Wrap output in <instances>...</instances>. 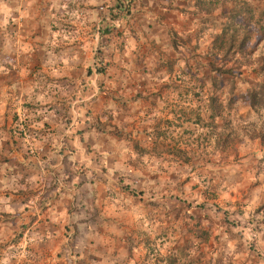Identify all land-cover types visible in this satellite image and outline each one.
<instances>
[{
	"label": "clouds",
	"instance_id": "obj_1",
	"mask_svg": "<svg viewBox=\"0 0 264 264\" xmlns=\"http://www.w3.org/2000/svg\"><path fill=\"white\" fill-rule=\"evenodd\" d=\"M114 2L51 0V8L45 13L48 0H0V54L6 56L0 59V75L9 74L6 63L17 68L19 74L10 89L0 90V154L7 155L4 141L8 135L2 130L6 111L19 116L16 127L25 133L23 138L16 137L21 142V153L14 155V162L5 164L0 159V264H46L45 254L50 249L54 253L65 252L67 264H166L176 256L178 228L169 222L165 211L166 198L176 185L168 187L165 179L172 173L182 179L183 174L177 171L179 165L170 164L163 153L154 154L151 147L142 146L143 154L137 155L125 130L138 125L153 133L172 106L191 111L206 105L193 102L191 96L181 100L178 95L169 94L152 97L153 107L145 110L130 92L121 93L119 98L102 94V86L107 90L116 87L115 80L97 72L102 63H109L113 53V46L99 43L101 29L106 24L121 26L110 18L109 9ZM231 5L224 19L234 23L246 37L240 41L246 50L256 49L252 53L255 60L264 49V0H231ZM53 25L57 30L53 31ZM38 27L46 33L41 50L44 70L33 81H27L19 57L34 51V42L27 36ZM125 37V51L117 63L123 65L127 58L129 64L124 67L130 71L134 47L138 45L131 33L126 31ZM137 39L144 42L143 34L138 32ZM156 40L160 42L159 38ZM98 51L104 55L96 58ZM13 54L15 61L10 58ZM89 67L93 70L91 77L87 75ZM176 68L177 73L185 68L183 59ZM116 76L123 86L124 77L119 72ZM152 79L166 84L170 77L164 73ZM237 104L243 101L238 98ZM256 109L264 114V103L257 104ZM233 115V123H240ZM110 120L120 121L111 134L99 129L98 121L107 124ZM242 123L259 130L264 118L252 114L245 116ZM141 135L150 145L152 137ZM119 136L125 139L117 147L113 137ZM157 155L159 164L152 167ZM196 157V171L190 172L193 181L216 192L220 207L229 213L224 217L212 209L217 234L226 232V226L221 224L224 220L239 225L231 229V236L222 237L227 241L228 256L236 260L245 257L255 244L257 253L264 257V211L258 212L264 202V168L214 182L212 177H218L220 172L216 154L200 150ZM209 158L212 163H208ZM146 171L159 173L162 179L151 180ZM122 187L143 190L144 203L121 193ZM185 191L191 200L202 202V197L191 193L190 187ZM239 193L246 197L239 205L243 215L232 201V194ZM153 201L157 205L155 211L145 206ZM34 218H38L35 223ZM74 228H78L79 235L66 231ZM190 252L197 254L195 248ZM259 264H264V259Z\"/></svg>",
	"mask_w": 264,
	"mask_h": 264
},
{
	"label": "rangeland",
	"instance_id": "obj_2",
	"mask_svg": "<svg viewBox=\"0 0 264 264\" xmlns=\"http://www.w3.org/2000/svg\"><path fill=\"white\" fill-rule=\"evenodd\" d=\"M127 1L124 2L125 6L128 5ZM129 1L132 2L130 13L124 20L121 17L125 12L121 13L120 18L113 20L121 26H113L111 32V27H108L111 24H106L105 39L99 42L101 45L107 43L113 46V53L109 57V63L106 66L102 63L97 72H103L109 80L116 81V87L112 90L103 89L102 86V94L119 98L121 93L130 92L145 110L153 107L152 97L169 94L178 95L181 100L191 96L193 102L206 105L191 111L172 106L153 133H147V129H141L138 125L125 130L137 155L143 154L142 146L151 147L154 154L163 153L170 164L179 165L177 171L183 174L182 179L176 173L165 179L168 187L173 183L176 185L172 194L166 198L165 211L169 222L178 228L176 256L170 257L166 264H224L225 259L227 264H259L264 257L257 253L255 244L249 248V254L245 257L236 260L228 256L227 241L222 237L225 234L231 236V229L239 225L231 220H224L221 224L226 226V232L217 234V221L213 219L212 209L223 213L224 217H228L229 213L220 207L219 195L201 188L200 184L193 181L190 172L196 171L193 167L194 157L200 150L217 156L216 166L220 172L218 177H212L214 182L217 179L227 181L229 178L246 176L264 168V124L257 130L242 123L245 116L252 114L264 118V114L248 101V91L264 82V49L253 60L252 53L256 49L246 50L244 43L240 42L246 40V37L234 23L226 22L224 18L232 7L231 0ZM192 16L197 18L193 20ZM126 31L131 33L138 45L134 47L135 59L131 61L130 71L124 67L129 64L127 58L123 65L117 63L125 51ZM138 32L144 36L142 43L137 39ZM156 38H159V43ZM103 55L102 51H98L96 58ZM180 59L184 60L185 68L177 73L176 65ZM90 69L92 68L89 67L87 71ZM117 72L125 79L123 86L119 83ZM164 73L170 77L168 83L158 84L152 79L154 75ZM241 85L245 87L242 88ZM263 89L264 87L262 91ZM204 96H207L206 102ZM238 98L243 104H237ZM261 103H264L263 97ZM233 114L240 123H233ZM191 121H195V124ZM119 124L118 120H110L105 124L108 126L106 132L111 134L112 128ZM181 125L184 127L181 128ZM141 133L152 137L150 145L145 144ZM113 138L117 147L125 139L124 136ZM212 162L209 158L208 163ZM158 164L157 155L152 167ZM147 167L145 165V169ZM145 175L151 180L162 179L159 173L146 171ZM120 183H123L122 179ZM188 187L191 193L202 197V202L191 200L189 193L185 191ZM120 191L144 203L143 190L134 191L129 187H122ZM242 198L246 199L243 193L232 194V201L240 215H243L239 208ZM145 206L157 210L154 201ZM259 211H264V202L260 204ZM204 221L208 222L207 225ZM129 232L133 237L136 236L131 228ZM202 232L207 234L201 236ZM193 248L196 255H191L190 250Z\"/></svg>",
	"mask_w": 264,
	"mask_h": 264
},
{
	"label": "crops",
	"instance_id": "obj_3",
	"mask_svg": "<svg viewBox=\"0 0 264 264\" xmlns=\"http://www.w3.org/2000/svg\"><path fill=\"white\" fill-rule=\"evenodd\" d=\"M124 2L125 0H115L114 6L109 9L110 18L112 21L121 17L120 4ZM49 8H51V0H48L47 8H43V12L47 13ZM125 16L126 15H124V17H121V18L124 20ZM12 27L15 28L16 26L12 25ZM106 27L107 25H105L100 31V37H101L100 40L105 39ZM108 27H111V30L109 31L112 32L113 25L112 26L109 25ZM55 30L57 29L53 25V31ZM93 31H95V28H93ZM23 34L24 33H22V35ZM44 35H46V33L44 32L42 28H39V27L36 28L31 33H29L27 38L34 42L32 45L34 51L30 55L19 57V66L20 68H23L26 70L27 72L26 80L27 81H33L36 78V76H38L44 70V63H43L44 58H43L42 51H41L42 48L44 47L43 39H42ZM38 37H41V39L37 40ZM10 58L14 61L17 59V57L14 54L11 55ZM0 59H6V56L3 54H0ZM5 66L8 67L10 71H9L8 76L0 75V90L10 89L12 83L16 82L17 79H19L17 68H14L11 64H7V63L5 64ZM87 72H88L87 75L91 77L93 74V70L90 69ZM49 82H52L51 78H49ZM18 120H19L18 115H13L6 111L3 124H2V130L5 132V134L8 135V139L4 141V153H7V155L0 154V159H2L3 163L5 164L13 163L14 155L16 153H21V142L16 137L17 135H19V137L23 138L25 133L23 131H21L20 133V129L16 127ZM97 123H98L99 129H103L104 131L108 129V126L105 125V122L98 121ZM24 159H27V156H24ZM66 160H67V157H65V161ZM16 163L19 167H23V165H20L19 162H16ZM20 195H23V193H21ZM36 219L38 218L33 219V223L36 222ZM40 223L43 224L44 220L41 219ZM69 230L71 231V229H66V231H69ZM72 230L76 232V235H79L78 228H74ZM45 257H46V264H47V261H53L54 264H67L66 259H65L66 253L63 251H55L54 253V250L50 249L46 252ZM80 264H83V262H80Z\"/></svg>",
	"mask_w": 264,
	"mask_h": 264
},
{
	"label": "trees",
	"instance_id": "obj_4",
	"mask_svg": "<svg viewBox=\"0 0 264 264\" xmlns=\"http://www.w3.org/2000/svg\"><path fill=\"white\" fill-rule=\"evenodd\" d=\"M128 2V5L125 6L124 3H121L120 4V9H121V13L122 12H125L124 15H127L128 13H130V9L132 8V3L129 2V0L127 1ZM124 17V16H123ZM100 70V69H99ZM263 73H264V67H263ZM100 74H102L103 72H99ZM216 80V79H215ZM264 87V82L262 84H259L257 86H255L254 88L250 89L248 91V96L251 97V105H253L254 107L257 106V104H261V97L264 98V89L262 91V88ZM203 234H200L201 236H203L204 234H207V232H202Z\"/></svg>",
	"mask_w": 264,
	"mask_h": 264
}]
</instances>
